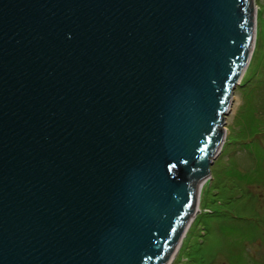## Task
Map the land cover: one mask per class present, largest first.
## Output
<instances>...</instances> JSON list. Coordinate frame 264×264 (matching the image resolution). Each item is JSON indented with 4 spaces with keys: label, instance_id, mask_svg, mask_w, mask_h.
Returning a JSON list of instances; mask_svg holds the SVG:
<instances>
[{
    "label": "water",
    "instance_id": "1",
    "mask_svg": "<svg viewBox=\"0 0 264 264\" xmlns=\"http://www.w3.org/2000/svg\"><path fill=\"white\" fill-rule=\"evenodd\" d=\"M257 15L256 0H0V264H171Z\"/></svg>",
    "mask_w": 264,
    "mask_h": 264
},
{
    "label": "rangeland",
    "instance_id": "2",
    "mask_svg": "<svg viewBox=\"0 0 264 264\" xmlns=\"http://www.w3.org/2000/svg\"><path fill=\"white\" fill-rule=\"evenodd\" d=\"M257 3L255 48L227 118L228 136L171 264H221L216 259L242 264L244 217L256 213L264 193V0ZM201 240L207 241L204 249L198 246Z\"/></svg>",
    "mask_w": 264,
    "mask_h": 264
},
{
    "label": "flooded vegetation",
    "instance_id": "3",
    "mask_svg": "<svg viewBox=\"0 0 264 264\" xmlns=\"http://www.w3.org/2000/svg\"><path fill=\"white\" fill-rule=\"evenodd\" d=\"M261 188L264 190V187ZM254 209H256V213L244 217L242 264H264V193ZM203 232L207 233L206 226L203 228ZM198 246L202 249L206 248L207 241L201 240ZM215 261L228 264L227 261L221 259ZM188 264L197 263L189 261Z\"/></svg>",
    "mask_w": 264,
    "mask_h": 264
},
{
    "label": "bare ground",
    "instance_id": "4",
    "mask_svg": "<svg viewBox=\"0 0 264 264\" xmlns=\"http://www.w3.org/2000/svg\"><path fill=\"white\" fill-rule=\"evenodd\" d=\"M257 26H258V15H257ZM204 185H205V183L203 184L202 187H204ZM200 195H201V190H200V192H199L198 203H197V205H196V211H195L196 214L198 213V211H199V209H200V205H199ZM193 220H194V216L190 219L189 224L186 226V231L184 232L185 235H186V233H187V230H189V226L192 224ZM187 228H188V229H187ZM184 234H183V235H184ZM183 238H184V236H182L181 241L179 242V244H178L176 250H178V249L180 248V246H181V244H182V241H183ZM175 252H176V251H175Z\"/></svg>",
    "mask_w": 264,
    "mask_h": 264
}]
</instances>
